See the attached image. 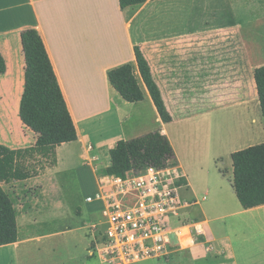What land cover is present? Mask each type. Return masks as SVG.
<instances>
[{
    "label": "crops",
    "instance_id": "obj_1",
    "mask_svg": "<svg viewBox=\"0 0 264 264\" xmlns=\"http://www.w3.org/2000/svg\"><path fill=\"white\" fill-rule=\"evenodd\" d=\"M263 27L264 0H146L125 8L119 0H0V52L6 64L0 74V145L39 158L42 166L32 174L49 191L51 185L57 189L54 176L73 164L82 165L84 177L101 175L117 141L160 130L175 155V164L162 172L177 180L190 205L185 216L203 231V241L189 250L192 264L203 258H209L207 264L258 260L261 254L246 253L233 241L244 216L264 205L242 208L222 189L220 177L213 191L210 185L200 192L215 179L210 180L207 163L264 142L254 78V69L264 65V46L255 40ZM26 28L40 34L76 127L77 139L55 146L54 156L52 148L46 153L35 145V133L19 117L25 72L20 33ZM135 45L160 89L169 122L161 120L138 72ZM125 63L134 66L144 94L140 101L124 100L108 80V71ZM209 195H215L214 218L204 204ZM31 215L28 210L24 217L29 221ZM224 216L231 218L227 232L210 222ZM60 217L48 218V231L23 235L18 215L19 239L0 246V264L77 261L62 238L73 228L57 227ZM59 237L60 244L54 243ZM88 247L89 240L87 264L100 258Z\"/></svg>",
    "mask_w": 264,
    "mask_h": 264
},
{
    "label": "trees",
    "instance_id": "obj_2",
    "mask_svg": "<svg viewBox=\"0 0 264 264\" xmlns=\"http://www.w3.org/2000/svg\"><path fill=\"white\" fill-rule=\"evenodd\" d=\"M146 0H119L121 8L136 5ZM21 43L25 60L24 89L19 104L22 123L36 135L35 145L55 155V146L77 139L76 127L60 88L45 44L34 28L21 31ZM138 72L163 122L171 121L160 89L152 77L150 67L138 45L134 46ZM6 64L0 52V74ZM108 80L119 95L128 102L144 98L135 76L134 66L125 63L110 69ZM258 98L264 119V65L254 69ZM0 177L13 169L16 180H25L33 174L25 165L29 155L0 145ZM46 155H49L46 154ZM15 156V157H14ZM232 187L244 209L264 205V142L232 152ZM175 164L173 147L160 130L117 141L110 150V164L103 174L125 176L138 173L147 167L163 170ZM19 215L15 199L0 186V246L18 241Z\"/></svg>",
    "mask_w": 264,
    "mask_h": 264
},
{
    "label": "rangeland",
    "instance_id": "obj_3",
    "mask_svg": "<svg viewBox=\"0 0 264 264\" xmlns=\"http://www.w3.org/2000/svg\"><path fill=\"white\" fill-rule=\"evenodd\" d=\"M224 6V3H222ZM198 8V6H196ZM255 40L264 46V27L259 32V35H255ZM6 153L0 152V158H3ZM15 157V156H14ZM27 168L31 173L38 171L37 167L42 166V162L39 158L31 157L28 159ZM27 162H25L26 164ZM208 169L210 180L213 181L209 184H203L201 186V192L204 193L210 185H214L213 182L217 181L220 177V185L222 189L226 192H231L234 198L235 192L231 186L232 178V160L230 156L223 157L220 159L213 160L211 163H207L205 166ZM79 170L83 172L79 173ZM82 165L73 164L70 169H67L62 174L55 175L54 182H56L57 189L50 186L49 191H47V185H42L40 181L36 180V176L32 175L25 180H16L13 177V169L9 174H4L0 177V186H2L6 191H8L11 196L16 201V206L19 211V227L21 234L26 235L28 233H33L34 231H48L50 226V221L48 218H58L61 216L59 221V226L65 227L71 225L73 230L71 234L64 235L62 238L64 244H67L68 248L73 250V259L77 258L73 264H87L85 263L84 255L87 253V243L89 240V250L92 245V233L90 227L94 224L97 229L102 226L104 221V216L101 211V201L96 200L92 203H87L86 197L93 196L98 191V177L99 175L90 174L87 172V176L84 177V172ZM212 187V191L215 188ZM43 187L45 190L43 191ZM200 194V195H202ZM212 196V199H211ZM215 195H209L207 200L204 201L207 211L209 213L208 217L214 218L218 214L212 212L215 209H211V201L214 200ZM230 196V193H229ZM237 200V199H236ZM64 205L63 207L60 204ZM203 204V202H202ZM32 211L31 220L28 221L24 217V214L28 211ZM226 212V210L224 211ZM220 214V213H219ZM37 219H44L45 221H37ZM189 220H191L189 218ZM231 220L230 217L224 216V218H219L211 222L213 226H221L217 229L223 228L224 232L228 230V223ZM91 224L89 227L88 225ZM42 224V225H40ZM237 239L233 241L235 247L239 249L242 247L243 251L250 254H257L260 256L258 260H253L245 264H264V251H258L257 249L250 248L255 245H262L264 243V207L261 209L254 210L253 212L244 216V221L241 228L236 232ZM59 237L54 243L60 244ZM242 238V240H241ZM175 241V236H172ZM203 241V236L198 235L197 242L195 245L190 246L187 249H181L170 253L168 256L159 259H146L132 264H192L189 250L194 248L198 243ZM63 248V247H60ZM213 253H208V255L213 256ZM50 258L51 255L49 256ZM208 259L201 260L197 264H207ZM257 261V262H256ZM206 262V263H205ZM88 264H108L103 262L100 258H93ZM195 264V263H193Z\"/></svg>",
    "mask_w": 264,
    "mask_h": 264
},
{
    "label": "built area",
    "instance_id": "obj_4",
    "mask_svg": "<svg viewBox=\"0 0 264 264\" xmlns=\"http://www.w3.org/2000/svg\"><path fill=\"white\" fill-rule=\"evenodd\" d=\"M93 200L101 201L105 219L100 228L90 227V249L108 264L163 258L195 245L203 233L185 216L190 205L181 198L177 180L154 167L125 176L99 175L98 191L86 197Z\"/></svg>",
    "mask_w": 264,
    "mask_h": 264
},
{
    "label": "bare ground",
    "instance_id": "obj_5",
    "mask_svg": "<svg viewBox=\"0 0 264 264\" xmlns=\"http://www.w3.org/2000/svg\"><path fill=\"white\" fill-rule=\"evenodd\" d=\"M250 248H253V249H257L258 251H264V243L262 244V245H253V246H251Z\"/></svg>",
    "mask_w": 264,
    "mask_h": 264
}]
</instances>
